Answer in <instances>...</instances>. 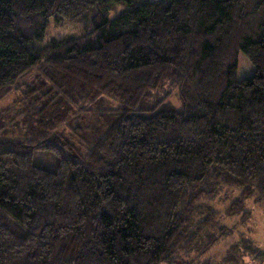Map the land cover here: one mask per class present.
I'll list each match as a JSON object with an SVG mask.
<instances>
[{"label":"trees","instance_id":"1","mask_svg":"<svg viewBox=\"0 0 264 264\" xmlns=\"http://www.w3.org/2000/svg\"><path fill=\"white\" fill-rule=\"evenodd\" d=\"M52 19L92 34L41 47ZM35 69L34 125L0 117V264H179L232 232L202 199L264 200V0H0V101ZM167 82L178 108L151 102Z\"/></svg>","mask_w":264,"mask_h":264},{"label":"rangeland","instance_id":"2","mask_svg":"<svg viewBox=\"0 0 264 264\" xmlns=\"http://www.w3.org/2000/svg\"><path fill=\"white\" fill-rule=\"evenodd\" d=\"M143 1L145 0H139V2ZM125 9V4L116 6L109 12V19L115 18ZM89 34H92V31L91 28H89V23L86 21L64 20L58 22L52 19L48 24L44 40L40 46L45 47L53 40L76 39L85 35L88 36ZM38 74V69L26 74L17 85L6 91L5 96L0 101V117H2V114L9 110V108H16V111L10 116V120L6 121L7 125L3 127L6 131L5 133H8L7 139H20L28 131L29 125H34V119L27 122L26 117L20 113L24 109L21 99L25 87L32 84ZM151 100V102H170L178 108L180 107L179 89L175 83L167 82ZM118 105L119 103L117 101L111 99H105L103 102L104 109L116 108ZM86 108L90 107L87 106ZM76 110V114H79V117L94 119V116L84 115L85 112H81L80 108H76ZM13 119L16 121H12ZM88 121L89 124L93 122L91 119ZM70 125H80V123L71 122L70 120L65 125L66 129H69ZM1 136L0 133V137ZM40 159H42V157H36L37 165L55 169L56 165L53 160L50 159L46 162H42ZM238 193L236 188H222L216 196L207 197L200 201L199 205H201V211H203L205 207L217 210L221 214L220 221H218L219 224L221 226H227L232 232L222 238L205 254L197 255L195 252H178L177 258L179 264H203L209 260L210 262H206V264H264L260 254L253 253L255 247L256 249L260 248L264 252V200L247 201L246 209L251 211V217L248 221L243 222L241 216H226V209L238 196ZM201 218L202 217L199 215L195 221L198 222ZM233 245H237L238 248L232 249Z\"/></svg>","mask_w":264,"mask_h":264}]
</instances>
